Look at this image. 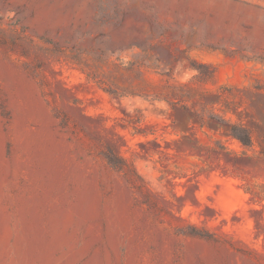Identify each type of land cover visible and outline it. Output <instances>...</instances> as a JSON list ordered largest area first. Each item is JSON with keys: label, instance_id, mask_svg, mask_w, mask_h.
I'll return each instance as SVG.
<instances>
[{"label": "rangeland", "instance_id": "obj_1", "mask_svg": "<svg viewBox=\"0 0 264 264\" xmlns=\"http://www.w3.org/2000/svg\"><path fill=\"white\" fill-rule=\"evenodd\" d=\"M0 264H264V12L0 0Z\"/></svg>", "mask_w": 264, "mask_h": 264}, {"label": "trees", "instance_id": "obj_2", "mask_svg": "<svg viewBox=\"0 0 264 264\" xmlns=\"http://www.w3.org/2000/svg\"><path fill=\"white\" fill-rule=\"evenodd\" d=\"M226 125V127H229L226 128L229 136L238 140L245 147H250L252 145V137L248 129L237 128L236 126L230 124ZM103 157L112 168L125 175L129 184L135 188L138 187L136 186V181L134 180L133 175H136L137 178H140V176L133 170L132 166L117 153L113 146L109 145L106 147L103 152ZM180 233L184 236L199 238L212 243L218 242L213 233L208 230H201L196 226H188L185 229H181Z\"/></svg>", "mask_w": 264, "mask_h": 264}, {"label": "water", "instance_id": "obj_3", "mask_svg": "<svg viewBox=\"0 0 264 264\" xmlns=\"http://www.w3.org/2000/svg\"><path fill=\"white\" fill-rule=\"evenodd\" d=\"M202 1L214 10L227 11L237 9L244 14L255 15L257 12H264L261 6L242 0H193Z\"/></svg>", "mask_w": 264, "mask_h": 264}, {"label": "bare ground", "instance_id": "obj_4", "mask_svg": "<svg viewBox=\"0 0 264 264\" xmlns=\"http://www.w3.org/2000/svg\"><path fill=\"white\" fill-rule=\"evenodd\" d=\"M40 15L41 16L39 18L45 17L46 15H48V12L45 10H42Z\"/></svg>", "mask_w": 264, "mask_h": 264}]
</instances>
